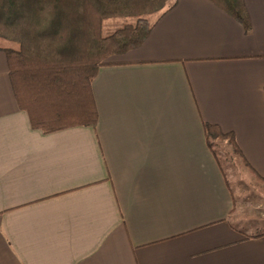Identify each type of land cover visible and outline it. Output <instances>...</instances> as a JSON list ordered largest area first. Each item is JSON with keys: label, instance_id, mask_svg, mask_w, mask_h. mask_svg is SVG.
<instances>
[{"label": "crops", "instance_id": "1", "mask_svg": "<svg viewBox=\"0 0 264 264\" xmlns=\"http://www.w3.org/2000/svg\"><path fill=\"white\" fill-rule=\"evenodd\" d=\"M243 3L247 31L209 0L148 16L91 83L95 127L32 128L0 51V264H264L203 127L264 177V0Z\"/></svg>", "mask_w": 264, "mask_h": 264}, {"label": "trees", "instance_id": "2", "mask_svg": "<svg viewBox=\"0 0 264 264\" xmlns=\"http://www.w3.org/2000/svg\"><path fill=\"white\" fill-rule=\"evenodd\" d=\"M168 0H0V51L20 110L45 134L75 126L95 127L91 83L108 60L138 48L150 32L148 16ZM244 30L250 21L243 0H209ZM128 18L108 36L103 21ZM264 94V90H263ZM209 148L226 143L260 182L240 152L234 134L204 123Z\"/></svg>", "mask_w": 264, "mask_h": 264}, {"label": "rangeland", "instance_id": "3", "mask_svg": "<svg viewBox=\"0 0 264 264\" xmlns=\"http://www.w3.org/2000/svg\"><path fill=\"white\" fill-rule=\"evenodd\" d=\"M129 23H133V20L121 17L106 19L102 24V35L108 36L117 28ZM114 58L116 56L111 59ZM225 144L218 143L214 149L234 194L236 209L232 222L242 233L252 236L263 234L264 183L257 180Z\"/></svg>", "mask_w": 264, "mask_h": 264}]
</instances>
